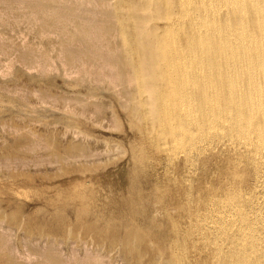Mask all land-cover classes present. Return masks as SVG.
<instances>
[{
	"label": "rangeland",
	"instance_id": "obj_1",
	"mask_svg": "<svg viewBox=\"0 0 264 264\" xmlns=\"http://www.w3.org/2000/svg\"><path fill=\"white\" fill-rule=\"evenodd\" d=\"M134 1L0 0V264H264V158L208 131L202 109L208 82L224 99L228 67L164 63L154 118L137 82ZM158 1L165 16L143 33L184 44V31L165 34L178 0Z\"/></svg>",
	"mask_w": 264,
	"mask_h": 264
},
{
	"label": "bare ground",
	"instance_id": "obj_2",
	"mask_svg": "<svg viewBox=\"0 0 264 264\" xmlns=\"http://www.w3.org/2000/svg\"><path fill=\"white\" fill-rule=\"evenodd\" d=\"M139 1L133 2L134 8L133 7L132 8H133L134 14L136 13V19L134 17L133 20H135V21L132 20L133 25H131V26L133 29V26L135 25V27H134L135 33L137 34L136 36L138 38L137 47H138L139 52H137V55L139 53V60H137V62H139V63H137V64H139L140 66L138 67V69L136 68L139 72V74H138L139 79L137 82L139 84V88H141L142 92L144 91V93H146L148 98H149V103H148V105H149L148 109L149 110L148 111H150L149 112L150 115H152L154 118L157 117V115L155 114L156 109H157V108L155 109V107H157V106H155V102H156V97L158 95V93L156 94V92L158 91L157 90V87H158V80L157 79L159 78V80L161 82L164 78V77L162 78L163 73H164L163 72L164 71L163 70V64L164 63H167L168 66H170L169 67L170 70L174 69L177 71V69L183 68V66H181L180 63H185L184 62L185 60H186V63H188V64H192L193 62H201L204 66H207V67H209L210 65L211 66L213 65V68H214L213 61L223 62V63H225L226 67H228L226 72L223 73V76L227 80L226 84L224 85L225 88H223L224 99L221 98L220 93H222V91L219 90V88H217L215 86L216 84L214 85V84H212V82H208L204 87V88H206V91H207V93H205V99L206 100L204 102V104L206 103V106H205L206 108H202V109L205 111L204 115L206 117L205 118L206 127H207L208 131L219 130L223 133L224 132L227 133L230 137L236 136L240 140H243L244 143L246 145H248V147H250L251 150H253L255 152V154H259V156L264 158V0H178V4H179L178 8L180 7L179 8L180 13L178 14L179 16H174L173 21L169 22L170 24H168L165 28L166 29L165 34H168L170 32L175 34L174 32H179V30L184 31L188 37L187 40L184 42V44H181V42H179L178 39H176L175 37L173 38L172 36L168 37V38H170V43L169 42L167 43L166 40L163 38L164 35L163 34L160 35L164 31V29H163V31L161 30V33L159 32L160 34L157 32V31H159V29L156 32L153 29V30H150L148 33H143V26L145 24V20L146 19H153L155 16L156 17L158 16L157 18L159 20V17L165 16L164 14L161 16V14H162V11L164 9H167V8L163 9L162 6H159L160 3L156 4L157 3L156 0H155L156 3L154 1L152 2V0H141V2H139ZM169 1L170 0H167V3H169V4H167L166 1L162 2V4L166 3L169 6V10H170V7L175 8V6H176V8H177V5H174L176 3V1H172V0L170 2ZM149 2H152L156 5V6L154 4L152 5L154 12H152L150 14H152V15L154 14V15L149 16L151 18H148V16H147V15H150L149 12L151 10V9H149V7H147L150 4ZM166 4H164V5H166ZM128 7L129 6H127V8ZM124 10H126V9H124ZM130 10H132V9L130 8ZM145 10L148 11L147 15H144ZM160 10H162V11L160 12ZM127 11L128 10H126L125 12H127ZM141 11L144 13L143 15H142ZM56 13H57V11H56ZM131 14H133L132 11H131ZM118 15H119V13H118ZM121 15H123V14H121ZM124 15L126 16V13ZM133 16H135V15H133ZM172 16L170 15V17H172ZM170 17H165V19H167V18L170 19ZM157 18H154V19H157ZM186 18L189 19V22H188V24H186L187 26L183 27V22H182L183 20L182 19H186ZM120 19L122 20L123 17ZM130 19H132V18H130ZM128 20H129V18H128ZM128 20H125V21H128ZM184 21H186V20H184ZM148 22H149V20H148ZM147 25H148V23H147ZM147 25L145 24V27H147ZM127 26H129V25H127ZM122 29H124V28L122 27ZM126 29H128V28H126ZM147 30H148V27H147ZM123 32H125V31H123ZM82 33H84V32H82ZM121 34H120V36H121ZM127 34L129 35L130 33H127ZM132 35H133V32H132ZM80 37H79V39H80ZM122 38H123V36H122ZM122 40H124V38ZM124 41L128 42L127 40H124ZM124 41H121V42H123V49H124V44H125ZM128 45H131V44H128ZM125 46H126V49L131 48V46L129 47V46H127V44ZM66 47H67V45H66ZM137 47H136V50H137ZM67 49H69V48H67ZM126 49H124L125 50L124 53L125 52L130 53V52L126 51ZM167 49H169V50L167 51ZM178 49H180V50H178ZM169 51H170V54H169ZM85 52H87V51H85ZM118 52H119V50L117 51V53ZM120 52H121V50H120ZM120 52L118 54H120ZM68 53H69V51H68ZM68 53L66 54L67 57H69ZM75 53H77V51L72 53L70 50V54L73 55ZM81 53L82 52H80L79 54H81ZM109 53H108V55H109ZM115 53H116V50H115ZM124 53L120 54L121 57L124 56V58L126 57V59H128L129 58L128 55H130V54L125 56ZM72 55H71V57H72ZM83 55H86V53ZM97 55H99V54H97ZM108 55H107V57L109 58ZM114 55L116 57H113L111 55H110V57L111 58L113 57L115 59V61L117 60L118 57L120 58L119 60H121V57L119 55H118V57L116 54H114ZM75 56L77 57V54L73 55L72 58H74ZM95 56H96V54H95ZM100 56H97V57H100ZM111 58H109V59H111ZM69 59H71V58L69 57ZM126 62H129V61L126 60ZM131 62L132 61H130V64H132ZM115 63L117 64L118 62H115ZM129 66H131L132 68L134 67L133 65H128V63L126 64L125 67L128 69ZM184 66H185V64H184ZM188 66L191 67L190 65H188ZM118 68H117V70H120V68H122V67H120L119 69ZM115 69L113 72L114 73L116 72L115 74L118 75L119 72ZM136 69L134 68L133 72ZM122 70H124V69L122 68ZM122 70H120L119 75L122 74L121 76H124L126 73H123V72H125V70L124 71H122ZM137 70H136V72H137ZM133 72L130 71V73H132V74H133ZM184 72L182 71V73H184ZM115 74H112V75H114L113 78H115V76H116ZM126 75H128V74H126ZM186 75H187V73H186ZM194 76H195V74H194ZM126 77H128V76H126ZM134 77H136V75ZM198 77H199V79H201L202 76H198ZM123 78H125V76ZM116 79H119V77L117 78V76H116ZM116 79H115V81H116ZM120 80L121 79H119L118 81H120ZM189 80H190V78H189ZM194 80H196V79H194ZM122 82H124V81H122ZM192 82H193V80H192ZM163 83H164V81H163ZM189 84H190V82H189ZM200 84L201 83H199V85L198 84L197 85L200 87ZM173 85H172V87H173ZM188 88H189V86H188ZM174 89H175V86H174ZM203 91H205V89H203ZM174 92H177V91H174ZM175 94H177V93H175ZM175 94H174V96L176 97ZM189 96H188V98H189ZM201 96L203 98V95H201ZM201 96H200V98H201ZM163 97L164 96H162V98ZM182 98H184V97L183 96L181 97V99H180L181 101L179 104H181V106L184 107L183 109H184V114H185V117H184V121H186L185 123L187 124V126L195 124L200 129L202 126H200L199 123H197V121H198L197 119H196L197 121L195 120V117H196L195 113H196L198 107L191 105V103H186V101L183 100ZM167 101H168V99H167ZM187 101H189V100H187ZM194 101H198V100H194ZM194 101H191V102H193L195 104ZM196 104H198V106H199V102ZM174 105H175V108H179V107H176V104H174ZM136 107H138V106H136ZM136 111H138V110H136ZM134 113H136V112L134 111ZM154 114H155V116H154ZM153 117H151V118H153ZM157 119H158V117H157ZM180 122L181 121H179V124H180ZM202 123H203V121H202ZM173 126H172V130L177 125L175 127H173ZM184 127H185V125H184ZM179 130H180V128H179ZM197 130H198V128H197ZM160 132L162 133V131H160ZM172 132H174V130ZM188 133L186 132V134H188ZM202 133H204V131H202ZM180 134L181 133H179V135ZM192 135H191V138H193ZM170 141H172V140H170ZM175 141H177V140H175ZM173 142H174V140H173ZM183 142H182V146H183ZM222 204H224V203H222ZM231 207H233V206L231 205ZM253 212H254V210H253ZM222 225L225 227L226 224L225 225L222 224ZM224 230H225V228H224ZM49 247H51V246H49ZM47 253H45L44 255H46ZM49 254H50V252H49ZM48 256L49 255H46V257H48ZM50 256L48 258L44 257V260L49 259L48 261H46L47 263L49 261H52V259L54 260V262H55V260H57L54 257L51 258L52 256L51 257ZM237 261H238V259H237ZM239 261H240V259H239ZM54 262H51V263H54ZM59 262L60 261L58 259L57 264ZM85 263L88 264V262H85ZM38 264H40V263H38Z\"/></svg>",
	"mask_w": 264,
	"mask_h": 264
}]
</instances>
